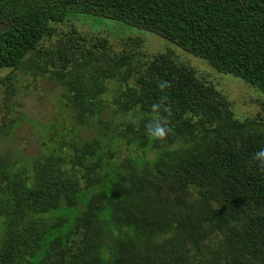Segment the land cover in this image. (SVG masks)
<instances>
[{"label":"trees","instance_id":"1","mask_svg":"<svg viewBox=\"0 0 264 264\" xmlns=\"http://www.w3.org/2000/svg\"><path fill=\"white\" fill-rule=\"evenodd\" d=\"M71 14L157 35L264 95V0H0V137L28 120L37 139L32 156L0 154V264H264V118L239 120L139 38L44 46ZM18 74L56 83L75 126L49 137L18 114ZM153 104L162 138L146 132Z\"/></svg>","mask_w":264,"mask_h":264},{"label":"rangeland","instance_id":"2","mask_svg":"<svg viewBox=\"0 0 264 264\" xmlns=\"http://www.w3.org/2000/svg\"><path fill=\"white\" fill-rule=\"evenodd\" d=\"M54 29L55 35L52 39H47L44 46L50 45L58 37L67 35L69 31H76L88 40L107 38L117 50H122V46L129 38H139L141 43L139 49L148 57L161 52H172L176 62L193 68L200 78L215 84L217 90H220L231 104V109L239 120L244 118L252 120L259 116L264 118V109L256 101L257 98L264 101V95H258L249 85L233 76L215 73L202 60L192 57L157 35L123 23L78 14L68 15L65 21L55 25ZM4 74L5 72H1L0 76ZM15 78L17 89L11 103L19 110L18 114L22 112L23 118H33L34 122L50 125L49 137L58 129H71L75 126L67 108L60 101L63 90L56 83L42 76L18 74ZM2 116L0 113V123ZM14 122L15 118L11 116L8 124L13 125ZM17 151L25 157L32 156L37 151L36 132L28 120L15 128L11 137H0V154L3 152L13 154L10 156L13 159Z\"/></svg>","mask_w":264,"mask_h":264},{"label":"clouds","instance_id":"3","mask_svg":"<svg viewBox=\"0 0 264 264\" xmlns=\"http://www.w3.org/2000/svg\"><path fill=\"white\" fill-rule=\"evenodd\" d=\"M167 86V82H161L160 87L164 88ZM161 105L153 104L152 110L154 113L153 119L146 125V132L150 136L162 138L165 135L166 128L164 125L163 117L160 113ZM251 162L254 163L258 168L264 170V147L259 148L251 158Z\"/></svg>","mask_w":264,"mask_h":264}]
</instances>
